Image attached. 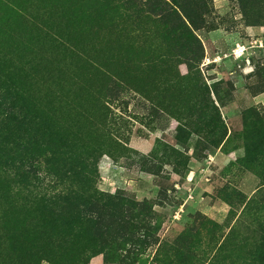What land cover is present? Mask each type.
I'll use <instances>...</instances> for the list:
<instances>
[{"label":"rangeland","instance_id":"374dc122","mask_svg":"<svg viewBox=\"0 0 264 264\" xmlns=\"http://www.w3.org/2000/svg\"><path fill=\"white\" fill-rule=\"evenodd\" d=\"M0 144V264H264V0H0Z\"/></svg>","mask_w":264,"mask_h":264},{"label":"trees","instance_id":"16d2710c","mask_svg":"<svg viewBox=\"0 0 264 264\" xmlns=\"http://www.w3.org/2000/svg\"><path fill=\"white\" fill-rule=\"evenodd\" d=\"M5 147L6 146H3V145H1L0 144V159L2 158V156L4 155V149H5ZM4 157V156H3ZM4 164V163H3ZM3 164H0V168L1 167H4V165ZM92 183H94V180L92 181ZM79 188H80V190H84V189H86L85 191H89V192H91L90 193V198H92L93 200H94V203H96V205L98 204V202H102V198H101V196H103L102 194H101V192H99L98 190H97V188H91V187H87L85 184H81L80 186H79ZM81 196L79 195V198H84L86 195V192H83V191H81ZM85 195V196H84ZM50 210L48 209V212L47 213H49V214H51L50 212H49ZM51 218V217H50ZM52 219V221L53 222H55V223H57L56 221H58V219L56 218V221H55V219H53V217L51 218ZM63 230L62 229H60L58 232H57V234H56V236H55V238H57V237H59V236H63ZM65 235L66 236H72L73 235V231L72 230H70V231H68V232H65ZM100 253V251H93V250H91V254L88 256V258H86L85 260V263L86 264H88L89 263V261H90V259L91 258H93L95 255H98Z\"/></svg>","mask_w":264,"mask_h":264},{"label":"bare ground","instance_id":"6f19581e","mask_svg":"<svg viewBox=\"0 0 264 264\" xmlns=\"http://www.w3.org/2000/svg\"><path fill=\"white\" fill-rule=\"evenodd\" d=\"M52 63V62H51Z\"/></svg>","mask_w":264,"mask_h":264}]
</instances>
